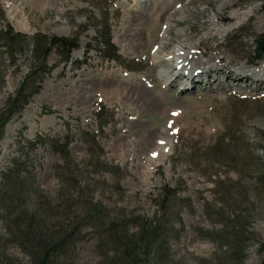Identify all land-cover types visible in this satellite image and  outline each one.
<instances>
[{
  "label": "rangeland",
  "instance_id": "rangeland-1",
  "mask_svg": "<svg viewBox=\"0 0 264 264\" xmlns=\"http://www.w3.org/2000/svg\"><path fill=\"white\" fill-rule=\"evenodd\" d=\"M107 23L133 69L99 54L95 36ZM9 26L21 36L11 54L9 35L0 34V108L32 68L31 90L41 85L0 139L1 168L22 167L21 207L41 197L55 224L70 200L82 209L92 198L114 214L154 216L170 185L176 197L165 219L178 228L169 241L176 258L262 263L264 59L255 55L263 0H0V30ZM34 35L39 45L54 35L81 45L70 62L54 48L41 79ZM180 49L194 56L192 81L187 73L177 77ZM155 53L173 62L163 66L168 83ZM101 103L115 113L113 121L111 112L101 118L102 129ZM68 136L67 160L51 140ZM88 230L76 263L105 264ZM0 264H30L3 220Z\"/></svg>",
  "mask_w": 264,
  "mask_h": 264
},
{
  "label": "trees",
  "instance_id": "trees-1",
  "mask_svg": "<svg viewBox=\"0 0 264 264\" xmlns=\"http://www.w3.org/2000/svg\"><path fill=\"white\" fill-rule=\"evenodd\" d=\"M3 32L9 35L6 46L10 53L14 54L21 34L14 33L11 26L6 31L0 30V34ZM38 37L39 35H34L30 40L32 46L36 47L37 53L41 55L39 66V69L41 67L43 71L41 79L51 71L47 58L54 48L58 49L65 62H70L73 51L81 45L77 37L56 35L46 37V42L39 45ZM95 40L99 54L103 58L133 69L113 42L111 27L108 23L98 29ZM258 54L255 55L256 58H259ZM82 63L83 60H79L77 66ZM35 73L36 69L32 68L17 92L9 97L4 106L0 108V139L12 117L23 109L35 93L41 90V85H37L33 90L29 86ZM108 112H111V120H115L114 110L101 103L97 111L101 129L105 125L101 118ZM95 139L96 137H93V140ZM62 140L60 138L51 140V146L57 152H62L68 160L69 136L63 142ZM21 172L22 167L18 163L8 169H2L0 166V220H3L5 224L6 235L10 238V242L17 243L29 257L30 264H77L78 244L90 233L89 228L95 230L96 247L103 253L102 262L105 264H188L174 256L169 244L171 234L178 232L177 226L172 223L168 227V218L165 219L166 210L170 208L173 196L176 197L172 186L163 187V192L157 199L159 211L154 216L114 214L105 202L92 198L91 201L81 205L82 209L76 208L79 202L68 200L66 211H61L59 214V224H55L51 222L50 206L42 201L41 197H38L40 202L33 197L37 202H31V205L27 207L20 206L24 200L22 193L18 191V188L22 186L18 180ZM258 182L264 186V169L258 176ZM78 184L77 181L76 188H80ZM76 194L79 193L76 192ZM179 222L184 225L182 216ZM262 248L264 250V243ZM241 259L242 257L239 264L243 262ZM227 262L229 263L220 261L216 264H238L232 259ZM206 264L209 263L206 262ZM261 264H264V259Z\"/></svg>",
  "mask_w": 264,
  "mask_h": 264
},
{
  "label": "bare ground",
  "instance_id": "bare-ground-1",
  "mask_svg": "<svg viewBox=\"0 0 264 264\" xmlns=\"http://www.w3.org/2000/svg\"><path fill=\"white\" fill-rule=\"evenodd\" d=\"M137 1L138 2H147L148 0H137ZM219 31H220V29H216L215 28V32H219ZM162 45H163V43H162ZM161 47H163V46H161ZM155 55H156L155 56V58H156L155 60H157V62L160 64V71H159L160 76L163 77L165 83H168L172 79V77L169 76V73L167 71L163 70V66L167 65V64L170 65L173 62L177 63L176 66H177V68L180 71L179 74L177 75V77L180 78L181 75H182L181 73L189 74L190 75V77L188 78L189 81H192L193 79H195L197 77V74L195 73V70L194 71L192 70V67H193L192 60H194V58H192V56H193L192 54H189V51L186 52L185 49H180V50L176 51V57H175V60L172 63L167 61V59H165L164 57L161 58V57L157 56V53H155ZM140 88H143V87L140 86Z\"/></svg>",
  "mask_w": 264,
  "mask_h": 264
},
{
  "label": "water",
  "instance_id": "water-1",
  "mask_svg": "<svg viewBox=\"0 0 264 264\" xmlns=\"http://www.w3.org/2000/svg\"><path fill=\"white\" fill-rule=\"evenodd\" d=\"M258 47L257 50L259 52V57L264 59V37L257 39Z\"/></svg>",
  "mask_w": 264,
  "mask_h": 264
}]
</instances>
